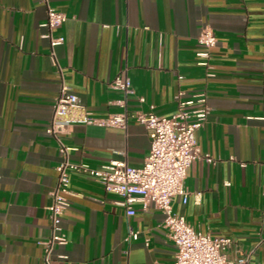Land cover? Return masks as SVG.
<instances>
[{"label":"crops","instance_id":"1","mask_svg":"<svg viewBox=\"0 0 264 264\" xmlns=\"http://www.w3.org/2000/svg\"><path fill=\"white\" fill-rule=\"evenodd\" d=\"M47 3L66 16L52 30L63 37L53 48L43 0H0V264H173L161 210L137 199L127 214L122 197L87 171L69 170L66 242L46 251L62 159L46 128L62 83L97 118L169 115L188 99V110L206 106L195 141L214 160H192L188 199L174 196L172 210L197 230L230 238L229 258L264 264V0ZM205 25L216 36L210 69L197 63ZM117 77L130 92L112 86ZM59 137L71 162L94 168L114 159L139 166L150 148L132 117L124 127L76 122Z\"/></svg>","mask_w":264,"mask_h":264},{"label":"built area","instance_id":"2","mask_svg":"<svg viewBox=\"0 0 264 264\" xmlns=\"http://www.w3.org/2000/svg\"><path fill=\"white\" fill-rule=\"evenodd\" d=\"M47 6V17L44 25L48 28L45 34L50 46L63 41L62 36L53 35L52 30L59 26L66 16L43 0ZM198 42L206 47V51L198 53L202 58L198 64L210 69L209 50L216 43V36L210 26H203L198 35ZM54 55V52L52 51ZM112 86L130 92L129 82L115 78ZM143 101V97H139ZM198 100H204L199 97ZM194 100L179 101L178 108L169 115H159L152 111H136L133 113H112L104 118H97L80 103L77 95L68 91L62 83L60 92L53 104V115L46 132L52 135L62 156L57 165V183L52 190V201L48 206L52 227L51 237L45 241L46 251L53 244H64L66 235L62 228V216L68 205V194L72 193L69 184V170L87 171L96 177L105 190L122 197L121 204L126 206V213L133 214L130 204L137 199L152 201L154 206L163 213L162 226L174 244L173 264H246V258L234 260L229 258L227 249L231 239L212 236L210 233L195 229L184 215L173 212L172 198L181 195L183 202L188 199L189 191L184 186L187 169L196 158H204L212 162L209 153H202L195 141V131L206 119V106L193 110L184 108ZM129 117L144 125L150 138L149 152L144 162L132 166L126 160L114 159L98 168L83 163L71 162L68 158L69 147L59 137V133L73 123H98L124 127ZM193 118L190 120L189 118ZM130 237L137 238L136 232ZM264 237V236H263Z\"/></svg>","mask_w":264,"mask_h":264}]
</instances>
